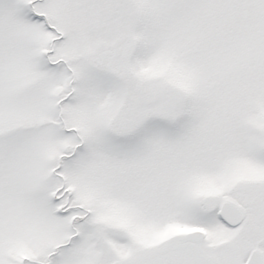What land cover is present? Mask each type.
<instances>
[{
    "label": "snow or ice",
    "instance_id": "1",
    "mask_svg": "<svg viewBox=\"0 0 264 264\" xmlns=\"http://www.w3.org/2000/svg\"><path fill=\"white\" fill-rule=\"evenodd\" d=\"M0 264H264V0H0Z\"/></svg>",
    "mask_w": 264,
    "mask_h": 264
}]
</instances>
